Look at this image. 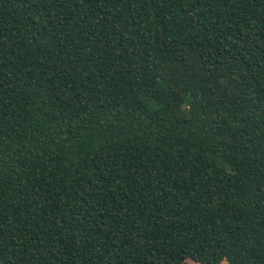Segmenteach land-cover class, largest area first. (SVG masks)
Here are the masks:
<instances>
[{
	"label": "trees",
	"instance_id": "obj_1",
	"mask_svg": "<svg viewBox=\"0 0 264 264\" xmlns=\"http://www.w3.org/2000/svg\"><path fill=\"white\" fill-rule=\"evenodd\" d=\"M264 264V0H0V264Z\"/></svg>",
	"mask_w": 264,
	"mask_h": 264
},
{
	"label": "rangeland",
	"instance_id": "obj_2",
	"mask_svg": "<svg viewBox=\"0 0 264 264\" xmlns=\"http://www.w3.org/2000/svg\"><path fill=\"white\" fill-rule=\"evenodd\" d=\"M222 264H225L224 262Z\"/></svg>",
	"mask_w": 264,
	"mask_h": 264
}]
</instances>
